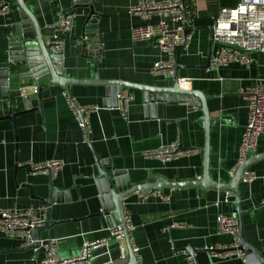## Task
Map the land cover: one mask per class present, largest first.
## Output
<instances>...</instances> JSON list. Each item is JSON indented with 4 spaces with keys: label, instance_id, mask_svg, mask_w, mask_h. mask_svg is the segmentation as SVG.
Wrapping results in <instances>:
<instances>
[{
    "label": "crops",
    "instance_id": "obj_1",
    "mask_svg": "<svg viewBox=\"0 0 264 264\" xmlns=\"http://www.w3.org/2000/svg\"><path fill=\"white\" fill-rule=\"evenodd\" d=\"M0 1L10 5L6 15L0 14V117L9 110L20 112L30 108L15 118L17 141L11 120H0V208L44 206L41 198L47 196L49 183L63 189L62 201L50 206V214L53 220L64 221L42 231L40 239H56V252L61 258L79 256L88 248L82 264H130L131 249L138 264H188V248L194 250L190 255L196 264H244L237 256L213 258L208 252L209 247L231 245L234 241L232 234L217 231L216 217L236 216L235 193L197 184L165 187L149 194L130 193L123 206L124 216L129 217L133 227L131 249L126 241L115 239L91 246L100 242L115 223L110 215H98L102 212V195L96 180L100 162H111L104 169L122 171L132 185L152 184L159 178L166 182H190L203 176L201 108L192 101L191 106L185 102H157L153 116L144 102L143 87L164 89L173 81L166 75L151 73L154 63L165 56L158 46L130 37V27L143 23L128 11L138 0H78L90 2L98 16L100 43L90 45L94 34L85 33V49L79 44L87 7L76 6L77 0L26 1L46 40V25L56 22L60 14H74L63 46L62 75L89 81L96 76L100 81L69 83L64 87L48 84V79L35 83L23 77L26 67L9 65V42L15 39V24L20 16L14 0ZM238 2L195 0L197 16L189 47L178 48L175 56L176 63L182 66L178 77L190 79L189 89L201 93L213 118L208 175L220 183L230 182L240 163L239 147L248 117L247 102L240 90L260 85L264 93V54H251L253 62L249 66L233 63L220 69L208 68L212 18L220 8L233 7ZM3 67H8L7 79L2 77ZM106 80L122 84V89L128 88L132 93L124 115L113 105L112 96H108L102 83ZM38 84L43 86L39 98L32 91ZM68 96L80 106H97L89 113L87 136L74 118ZM180 141L185 148L198 151L166 163L142 155L144 151ZM250 153H264L261 140ZM49 160L62 162L52 175L33 173L26 165ZM247 170L264 176V158ZM238 197L240 208L246 211L242 216L245 241L264 257L262 181H240ZM21 244L19 237L0 231V264H22L39 260L44 254L43 246L23 250ZM246 253L250 263L262 264L254 253Z\"/></svg>",
    "mask_w": 264,
    "mask_h": 264
},
{
    "label": "built area",
    "instance_id": "obj_2",
    "mask_svg": "<svg viewBox=\"0 0 264 264\" xmlns=\"http://www.w3.org/2000/svg\"><path fill=\"white\" fill-rule=\"evenodd\" d=\"M9 8L8 3L0 1L1 15H6ZM241 8L244 11H241ZM128 11L143 21L142 24L130 27L131 39L152 41L165 55L163 59L154 63L151 73L153 75H166L171 78L173 48L187 49L190 44L191 31L185 32V30H191L193 21L197 16L195 0H182V4L180 0H138L137 4L130 7ZM73 17V13L60 14L56 22L45 26L47 41L56 49H63L65 38L72 28ZM212 19L213 38L209 69H220L233 63L249 66L253 62L251 54H264V0H239L233 7L220 8ZM177 81L181 88L189 89L190 79L177 78ZM32 91L36 93L37 87H32ZM240 94L246 100L248 110L247 123L239 147L240 162H242L246 158L247 152L257 149L260 140L264 149V93L260 85H254L241 89ZM132 98V93L128 88L122 89L118 95L117 108L123 115L126 113ZM68 103L75 120L87 136L89 132L88 116L90 112L97 109V106H80L73 98H68ZM196 151L198 150L195 148L181 151L178 149V142H174L154 150L144 151L142 155L157 158L162 163H166ZM26 165L33 173L42 172L52 175L62 166V162L49 160L39 163L28 162ZM245 175L246 177L242 181L252 182L255 179H260L264 187V176H258L248 170L245 171ZM45 220L46 208L44 206L24 209L0 208V231L12 237H19L22 240V247L32 243L28 229L43 226ZM124 220V227L113 223L107 229L108 234L100 242L92 243L91 246L106 243L110 239L124 242L127 236L130 240L133 227L127 215L124 216ZM216 223L217 231L232 234L234 241L231 245L209 247L210 256L213 258L237 256L244 264H252L248 261L247 253L239 248L236 217L218 214ZM56 242V239L47 240L41 245L44 248V254L39 260L35 258L22 264H82L84 262L88 248L79 256L61 258L56 252ZM186 258L188 264H194L191 255L187 253Z\"/></svg>",
    "mask_w": 264,
    "mask_h": 264
},
{
    "label": "water",
    "instance_id": "obj_3",
    "mask_svg": "<svg viewBox=\"0 0 264 264\" xmlns=\"http://www.w3.org/2000/svg\"><path fill=\"white\" fill-rule=\"evenodd\" d=\"M182 4V0H180ZM79 4L87 7L89 12L86 16L84 23V33L82 40L80 41V46L82 49H85L88 46L86 42L85 33L94 34L93 40L90 45H99L100 40L97 31V21L98 16L94 13V8L90 2H84L77 0L75 4L78 6ZM14 5L17 6L20 21L15 24V39L9 42V52L11 54L9 65H17L24 66L27 68L26 73L23 77L32 80L33 82H40L45 79H48V84H57L59 86H65L69 83H79V84H95L98 81V78L95 76L92 80H73L65 78L62 75V61H63V49H56L53 45H51L45 37L42 35V28L38 24L32 12L29 10L25 0H14ZM210 30V38H209V47L207 50V64L209 65V61L211 58V44L213 38L212 27H209ZM191 31L190 29H186L185 32ZM177 47L173 48L174 57H173V67H172V76L171 80L173 84L164 89H155L154 88H146L143 87L144 90V102L151 108L154 116V108L157 102H161L164 104H171L176 102H185L188 106H191V101L201 108L202 116L200 117V124L204 130V146L202 148V156H203V176L201 180L190 181V182H166L165 180L159 178L156 179L152 184H140V185H132L127 177H123V172L113 169H104V166H110L111 162L108 160L102 161L97 165V185L99 187V192L102 196L99 197V202L101 205L102 212L98 215H110L112 216L115 223L120 224L124 227V198L128 196L132 192H139L141 194H149L152 190H161L165 187H180L185 185H201L207 187H214L218 189L233 191L235 193V203H236V219L238 221V239H239V248L244 252H252L259 259V261L264 264V257H262L259 252L252 246H250L244 238L243 232V224H242V216L245 210H242L239 205V197H238V184L242 181L246 175L245 171H247L248 167L264 158V153L260 154H251L247 152L246 158L240 162L233 174L231 181L228 183H220L213 181L209 178L208 169H209V137H210V124L213 120L212 117L209 116L206 100L201 95L200 92L193 89H184L181 88L178 84V70L182 67L176 63V51ZM94 53V52H93ZM16 56V57H14ZM96 64V61H95ZM22 76V75H21ZM2 77L7 79L8 77V67L2 68ZM6 81V80H4ZM103 85L107 88L108 96H112V100L114 102V106L117 107L118 95L122 91V84H117V82L113 81H104ZM3 84V82H2ZM42 85L38 84L37 92L38 98L40 96V91L42 90ZM159 94H165L159 95ZM167 95V96H166ZM68 98H71L68 96ZM40 102L38 103L37 109H40ZM30 108H25L20 112H13L9 110L8 114L5 116H1V119H9L12 122L14 129V137L17 141V134L15 129V118L29 111ZM36 109V108H34ZM178 149L181 151H185V148L181 141L178 143ZM63 192V189L57 188L53 186L51 183L48 184V193L45 198H41L42 203L46 210V220L45 224L41 227H35L28 229L29 235L31 237L32 243L29 246L23 247V250L28 249H38L43 243H46L47 240L40 239V233L42 231L49 230L56 223L62 222L64 220H53L50 214V206L53 203H58L62 201L60 194ZM67 199V198H66ZM128 244L129 249L130 240L129 237H126L125 240ZM22 250V249H21ZM188 250L193 253L192 249L188 248ZM190 252L189 255H190ZM192 256V255H191ZM193 258V257H192ZM130 264H138L132 249L130 250ZM196 264V263H194Z\"/></svg>",
    "mask_w": 264,
    "mask_h": 264
},
{
    "label": "snow or ice",
    "instance_id": "obj_4",
    "mask_svg": "<svg viewBox=\"0 0 264 264\" xmlns=\"http://www.w3.org/2000/svg\"><path fill=\"white\" fill-rule=\"evenodd\" d=\"M240 10H241V11H244V9H243V8H241ZM233 15H235V14H233Z\"/></svg>",
    "mask_w": 264,
    "mask_h": 264
},
{
    "label": "bare ground",
    "instance_id": "obj_5",
    "mask_svg": "<svg viewBox=\"0 0 264 264\" xmlns=\"http://www.w3.org/2000/svg\"><path fill=\"white\" fill-rule=\"evenodd\" d=\"M184 85V84H183ZM182 87H185V86H182Z\"/></svg>",
    "mask_w": 264,
    "mask_h": 264
},
{
    "label": "rangeland",
    "instance_id": "obj_6",
    "mask_svg": "<svg viewBox=\"0 0 264 264\" xmlns=\"http://www.w3.org/2000/svg\"><path fill=\"white\" fill-rule=\"evenodd\" d=\"M179 78V77H178ZM118 98V97H117ZM240 162V161H239Z\"/></svg>",
    "mask_w": 264,
    "mask_h": 264
},
{
    "label": "trees",
    "instance_id": "obj_7",
    "mask_svg": "<svg viewBox=\"0 0 264 264\" xmlns=\"http://www.w3.org/2000/svg\"><path fill=\"white\" fill-rule=\"evenodd\" d=\"M25 1H27V0H25Z\"/></svg>",
    "mask_w": 264,
    "mask_h": 264
}]
</instances>
